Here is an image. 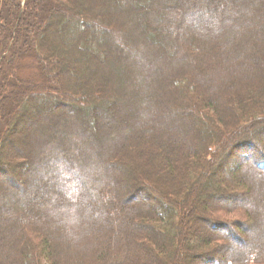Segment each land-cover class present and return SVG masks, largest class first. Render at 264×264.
Returning a JSON list of instances; mask_svg holds the SVG:
<instances>
[{
  "label": "trees",
  "instance_id": "obj_1",
  "mask_svg": "<svg viewBox=\"0 0 264 264\" xmlns=\"http://www.w3.org/2000/svg\"><path fill=\"white\" fill-rule=\"evenodd\" d=\"M23 51L0 143L44 133L0 149V264H264V0H0V70Z\"/></svg>",
  "mask_w": 264,
  "mask_h": 264
},
{
  "label": "rangeland",
  "instance_id": "obj_2",
  "mask_svg": "<svg viewBox=\"0 0 264 264\" xmlns=\"http://www.w3.org/2000/svg\"><path fill=\"white\" fill-rule=\"evenodd\" d=\"M40 9H42V7L40 6ZM4 11H6L5 9H4ZM41 12H42V10H41ZM40 13V12H39ZM39 13H38V15H39ZM127 31V28H125V32ZM118 33H119V31H118ZM124 33V32H123ZM122 31H121V33H119V36H118V38H121V36H122ZM136 35L137 36H139L140 35V33L138 32V33H136ZM20 40V38H18V37H16V39H15V41H14V45H16V42H18ZM9 50L10 49H7L5 52H6V54H9ZM16 53H14V54H11V52H10V55L8 56H6L5 57V60L7 59V61L10 59V58H12V60L13 61H11V63L9 62V66H8V68H5V70H3V69H1L0 70V74L1 75H3V74H5L6 73V71H8V69L9 70H11V73L12 72H16L15 70H18L19 68H21V66H24L25 64H26V66H29V65H32V66H35L36 64H35V62H31V60L29 59V57H30V55H32V53L31 52H29V51H23L22 52V54L23 55H25L24 57H19L18 58V60H16L15 59V57H16V55H15ZM29 54V55H28ZM26 55H28V56H26ZM26 57V58H25ZM22 58V59H21ZM238 59H240L239 57H238ZM240 61V60H239ZM244 61V60H243ZM246 66V67H244L245 69H247V66H251L249 63H244V62H242V66ZM32 72H35V70H34V67H32V69H31V71H27V72H25V73H20L21 75H23V76H20V77H29L30 76V74L32 73ZM25 75H28V76H25ZM9 76V75H8ZM8 76H7V80H8ZM55 79V78H54ZM56 80V79H55ZM57 85V84H56ZM4 86H5V84H4ZM5 87H7V86H5ZM4 87V88H5ZM3 88V87H2ZM12 88V87H11ZM56 89H58L59 90V88L58 87H56ZM2 91H3V89H2ZM2 94H5L4 92L2 93ZM5 95H7V94H5ZM8 96H9V100H10V102H12L13 100H11L10 99V94H8ZM2 96H0V104H1V101H2ZM8 99H7V101H5V103H3V106H5L6 105V103H8ZM13 103V102H12ZM30 106H34L35 105V107H34V109H36V108H38V107H40L41 106V103L40 102H38V101H35V102H31L30 104H29ZM51 111L50 112H52L54 115H56V116H58V114H60V110L58 109V107H55L54 109H53V111H52V108L50 109ZM59 110V111H58ZM11 120H13V118L11 119ZM4 121V119H1L0 120V122L2 123ZM6 122H7V120H6ZM8 126L9 127H11L10 125H9V123H8ZM22 126V125H21ZM42 126V124H40V122H38V123H36V124H34V125H30V126H25V127H23V128H21V129H16V131H14L13 132V135H12V143L11 142H9V144H7L6 145V143H5V138H3L2 139V141H1V143H0V149L2 150V152L4 153V154H9V153H17L16 151L15 152H13V149H12V145L14 144V143H18V149H19V151L21 150H26L27 148H28V146L29 145H31V138L33 137V136H38V135H40V134H42V133H44V130H43V127H41ZM8 127V128H9ZM48 132V131H47ZM4 136H6V134L4 135ZM8 137V136H7ZM247 144V142H245V143H243L242 145H246ZM246 147V146H245ZM219 154V153H218ZM220 155V154H219ZM219 155L217 156V157H219ZM17 160H22L21 159V157H19ZM30 160V159H29ZM7 161L9 162V163H12V160H8L7 159ZM22 162H24V164H23V166L25 165V164H27L26 162H27V160H25V161H22ZM28 163H29V161H28ZM15 164V165H14ZM248 164H251V162H248ZM13 165H14V167H11V169L14 171V175H17V177L19 178V180L21 181L20 183L21 184H23L25 187L28 185V184H30V182H29V178H28V175L29 174H23L22 172H20L21 170H19V168H18V166H17V163H13ZM28 167H29V169L30 168H32V170L34 171L35 170V168L33 167V165L31 164V163H29L28 164ZM262 171H264V170H262ZM40 172H43L41 169H40ZM47 173H48V175H46V174H44V173H41L42 175H44V177H45V179H46V181H47V183L48 184H50L51 185V183H54L55 184V182H54V175L52 174V172H48L47 171ZM228 173H230V172H228ZM40 174V173H39ZM227 174V173H226ZM12 175V174H11ZM222 175V172H217V173H214L213 174V176H214V178H208L207 179V181H206V189H205V191L206 190H208V189H210V188H212L213 189V187L215 188L216 186H215V181L217 182V180H216V177L218 178L219 176H221ZM38 181V180H37ZM143 183V182H142ZM38 186V185H37ZM43 185L42 184H40L39 185V187L38 188H40V187H42ZM16 187V186H15ZM10 192L8 193V195L6 196V201L7 202H13L14 201V195H12V193H14L15 192V188L13 187V188H10ZM13 190V191H12ZM36 190V189H35ZM31 191H32V188H31ZM30 191V192H31ZM228 191H230V192H235L233 189L232 190H228ZM139 196H141V200H143L144 202H145V200L147 201V198H145L144 196H142V195H140L139 194ZM138 199V198H137ZM200 200L201 201H203V202H206V200H207V192H204V193H201L200 194ZM149 201V200H148ZM235 202H237V203H240L238 200H236ZM213 204H217L218 202H216V201H213L212 202ZM156 205H158V203L156 204ZM200 206H198V204H197V207L195 208V209H197L199 212H201L202 214H206V211H205V209L202 207V209H200L199 208ZM50 210H52V209H48V211H50ZM193 211L191 210L190 211V213H192ZM194 212H195V210H194ZM221 216H222V218H224V219H228V220H231L232 218H234V219H241V220H245V221H248V222H251V218H250V214H246L244 211L242 212V213H236V212H233V211H229V212H224V213H221L220 214ZM236 217V218H235ZM253 225H255V221L252 223ZM206 224H205V222H199V221H194V222H192V224L190 225V230L192 231V227L191 226H195V227H203V226H205ZM218 233H220L221 235H226V237H227V241L226 242H229V244L232 246V247H234V248H239V247H241L240 245V243L239 242H236V241H233L232 239H229V236L227 235V233H226V231H224L223 229L222 230H220ZM239 233L242 235V236H244L246 239H247V242L250 240V234H249V231H246V230H244V229H240L239 230ZM191 235H192V233H191ZM225 243V242H224ZM251 264H256V263H252L251 262Z\"/></svg>",
  "mask_w": 264,
  "mask_h": 264
}]
</instances>
